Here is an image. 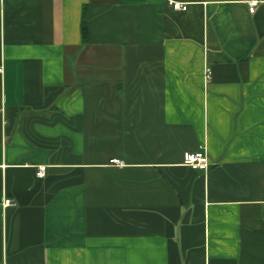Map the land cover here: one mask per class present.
Returning a JSON list of instances; mask_svg holds the SVG:
<instances>
[{"label":"crops","instance_id":"1","mask_svg":"<svg viewBox=\"0 0 264 264\" xmlns=\"http://www.w3.org/2000/svg\"><path fill=\"white\" fill-rule=\"evenodd\" d=\"M247 1L0 0V264H264Z\"/></svg>","mask_w":264,"mask_h":264},{"label":"built area","instance_id":"2","mask_svg":"<svg viewBox=\"0 0 264 264\" xmlns=\"http://www.w3.org/2000/svg\"><path fill=\"white\" fill-rule=\"evenodd\" d=\"M260 0H248L247 5L249 8V12L252 14L255 12L257 5L259 4ZM172 8L177 11H185L186 6H183L180 3L170 2ZM210 71L207 69L205 71L206 79L209 80L210 78ZM3 74V66L0 62V76ZM110 163L112 164H120L117 160H113ZM183 164L193 170L197 171H207L209 167L208 157L205 151H200L196 153H185L183 156ZM45 167H41L37 172V177L42 178L44 176ZM11 202H7V205H10Z\"/></svg>","mask_w":264,"mask_h":264},{"label":"trees","instance_id":"3","mask_svg":"<svg viewBox=\"0 0 264 264\" xmlns=\"http://www.w3.org/2000/svg\"><path fill=\"white\" fill-rule=\"evenodd\" d=\"M80 30H81L82 41L86 42L88 40V29H87V24L84 19V13H83L82 20H81Z\"/></svg>","mask_w":264,"mask_h":264}]
</instances>
